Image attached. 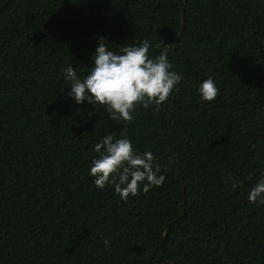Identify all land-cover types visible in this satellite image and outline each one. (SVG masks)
<instances>
[{
	"label": "trees",
	"instance_id": "16d2710c",
	"mask_svg": "<svg viewBox=\"0 0 264 264\" xmlns=\"http://www.w3.org/2000/svg\"><path fill=\"white\" fill-rule=\"evenodd\" d=\"M100 37L163 41L182 82L131 122L76 103ZM121 133L165 176L126 201L90 174ZM262 176L264 0H0V264H264Z\"/></svg>",
	"mask_w": 264,
	"mask_h": 264
},
{
	"label": "clouds",
	"instance_id": "9594fccd",
	"mask_svg": "<svg viewBox=\"0 0 264 264\" xmlns=\"http://www.w3.org/2000/svg\"><path fill=\"white\" fill-rule=\"evenodd\" d=\"M105 41L104 37L99 38L94 67L83 79L72 65L63 69L65 78L71 82L68 95L76 103L87 100L103 105L110 119L131 122L137 106L147 110L152 105H162L182 82L183 76L173 70L169 60V45L163 41L155 45L162 49L155 57L149 55L152 44L148 39L121 47L118 52L109 50ZM198 91L205 101H213L220 93L213 77L205 79ZM94 151L98 156L93 158L90 174L95 177V186L103 189L112 185L125 201L130 195H139L141 184L146 194L152 187L162 186L165 180L164 175H158L160 166L155 163V154L138 152L125 133L118 139L112 134L105 135ZM236 187L233 183V190ZM248 199L264 204V176L252 187ZM104 244L108 248L110 241L105 240Z\"/></svg>",
	"mask_w": 264,
	"mask_h": 264
},
{
	"label": "water",
	"instance_id": "95a60500",
	"mask_svg": "<svg viewBox=\"0 0 264 264\" xmlns=\"http://www.w3.org/2000/svg\"><path fill=\"white\" fill-rule=\"evenodd\" d=\"M185 1V0H184ZM185 19V18H184Z\"/></svg>",
	"mask_w": 264,
	"mask_h": 264
}]
</instances>
